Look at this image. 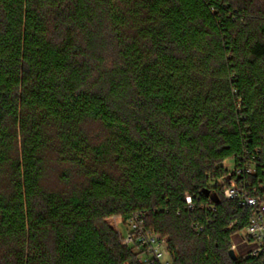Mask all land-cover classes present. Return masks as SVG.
Masks as SVG:
<instances>
[{"label":"trees","instance_id":"16d2710c","mask_svg":"<svg viewBox=\"0 0 264 264\" xmlns=\"http://www.w3.org/2000/svg\"><path fill=\"white\" fill-rule=\"evenodd\" d=\"M244 150L264 177V0H0V264H144L114 226L139 211L172 264H264L229 254Z\"/></svg>","mask_w":264,"mask_h":264},{"label":"built area","instance_id":"2783aa9c","mask_svg":"<svg viewBox=\"0 0 264 264\" xmlns=\"http://www.w3.org/2000/svg\"><path fill=\"white\" fill-rule=\"evenodd\" d=\"M257 153L258 150H256V154L244 150L231 168L226 165L227 161H225L223 166L229 170V173L217 180V183L224 187L222 192L225 198L235 200L238 205L249 210L247 226L235 234L240 237V244L249 247V249L241 254L238 249L239 245L234 240L231 246L236 255L243 258L257 255L264 248V177L256 175ZM186 202L189 209L194 208L190 195H187ZM204 208L211 212L216 211V206L211 199L204 204ZM144 216L145 212H135L125 222L127 231L125 235H122L123 243L140 249L143 256V259L140 260L144 264L153 262L172 264L168 238L147 229L144 225ZM210 222L211 219H208L206 224L193 220L191 222L192 230L196 234H202Z\"/></svg>","mask_w":264,"mask_h":264},{"label":"rangeland","instance_id":"374dc122","mask_svg":"<svg viewBox=\"0 0 264 264\" xmlns=\"http://www.w3.org/2000/svg\"><path fill=\"white\" fill-rule=\"evenodd\" d=\"M87 131L91 135L92 138L98 139V137H101L103 135V130L98 122H89L87 125ZM234 164L233 160H227V166L232 167ZM69 168V164L64 162H52L51 163V169L48 171V178L46 180L47 185L51 186L52 188L58 189L60 191H64L67 189L68 185L60 178V174L63 170H66ZM73 175V182H76L79 180L78 174L76 173V170H72ZM114 226L121 232L122 235L126 234L127 231V223H125L120 216L114 217ZM233 240L239 245L238 249L241 252V254H244L249 247H245L240 244V237L238 235L233 236ZM134 252L137 253V256L139 259H143L141 250L138 248H134Z\"/></svg>","mask_w":264,"mask_h":264},{"label":"water","instance_id":"95a60500","mask_svg":"<svg viewBox=\"0 0 264 264\" xmlns=\"http://www.w3.org/2000/svg\"><path fill=\"white\" fill-rule=\"evenodd\" d=\"M229 254H230V256H231L232 259H234V260L237 259V255H236V253H235V251L233 249H231L229 251Z\"/></svg>","mask_w":264,"mask_h":264}]
</instances>
